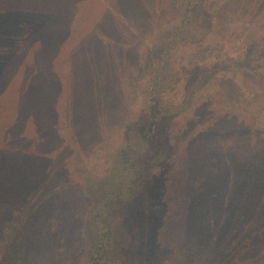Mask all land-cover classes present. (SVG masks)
Listing matches in <instances>:
<instances>
[{"label": "trees", "instance_id": "1", "mask_svg": "<svg viewBox=\"0 0 264 264\" xmlns=\"http://www.w3.org/2000/svg\"><path fill=\"white\" fill-rule=\"evenodd\" d=\"M98 1L0 0V240L8 238H3L7 233L5 219L9 216L14 218L17 212L16 207L11 209V206L17 205L24 189L32 185L29 184L33 182V177L47 170L43 163L49 160L44 151L49 149H46L48 144L44 141L51 139L49 129L55 132L53 128L57 126L56 119L60 116L57 111L59 98L64 95L61 104L62 107L67 106V112L76 108L80 114L87 110V103L98 92L110 113L118 106V93L112 88L115 86L111 81L112 71L103 72L105 68H97L94 63L78 72L73 71V49L83 51L85 62H96L98 54L107 61L116 57L114 47L106 45L99 37L101 18L106 15L104 5L99 6L97 15L100 16L94 30L86 35L81 32L80 24L88 18L85 13H80L82 3H90L93 11H97ZM201 2L188 0L182 9L178 7L179 13L184 11L186 15L193 14L198 19L202 14L207 16L202 13ZM193 24L204 29L202 19L198 24ZM179 26H186L183 19L176 22L174 31H162L163 38L154 41L156 55L148 58L149 63L136 78L135 87L143 105H139L136 117L122 127V143L114 152L113 169L98 177L89 173L81 185L90 202L87 238L91 245H88L87 252L86 249L83 252L85 259L91 255L93 264H129L137 258L135 251L138 247L134 245L128 226L130 218L135 217L132 216V207L154 193L156 187L177 186V182L168 179H164L163 184L159 183L158 175L167 167L174 170L175 177L179 176L185 181L187 174L185 177L184 173L191 174L186 184L185 181L180 183L183 192L187 189L185 195L188 196L189 206L183 215L189 218L185 229L189 231V237L180 243L181 248L187 246L188 253L193 256L197 253L201 258L200 264H264V142L253 141V136H250V142L245 143L248 133L242 134V131L249 126L243 124L233 128L208 129L202 136L204 146L219 148L218 152L208 148L205 154L211 159L216 157L214 166H219L215 173L201 172L203 177L198 187L195 177L198 169L204 168L206 163L194 152L197 144L193 140L186 148L178 149L171 143L168 134L172 121L179 115L178 107H189L201 87L213 77L226 76L229 72L226 66L232 65L234 70L242 72L263 71L264 62L260 63L258 59L264 57L258 53H264V49L250 52L249 47H243L235 51L232 60L227 61L230 65L225 62L216 64L224 69L216 68L213 71L210 67L215 65L210 66L187 87L182 106L173 105V109L167 110L156 97L157 90L175 84L167 46L175 42L172 39L178 37ZM73 35L80 38L74 45ZM96 45L98 48L93 53L91 49ZM156 57L155 62L151 63ZM64 58L71 64L67 65ZM99 63L103 64V59ZM94 88L97 89L96 93L91 96ZM67 120L68 123L73 121V116ZM26 124H32V136L39 142L32 151L20 149L13 154L11 145L16 140L29 137L24 130ZM131 130L139 136L142 134V137H136L143 142L142 147L133 148L132 143L126 140ZM59 135L56 132V136ZM213 138L215 140L212 142ZM228 142L232 143L231 146H226ZM231 152L236 154V158L231 156ZM136 164L140 168H135ZM13 186L18 188L15 194L12 193L16 189ZM19 189L23 190L22 193ZM180 199H176V202ZM113 202L115 206L104 216V207ZM182 202L183 199L179 204ZM100 214L107 220L110 216L117 218L111 232H101L106 236L104 243L97 242L99 233L93 228L96 224L92 218ZM141 215L146 220V213ZM29 216L30 213L18 212L16 219L28 226L31 224L26 225ZM192 218H196L195 221L192 222ZM31 225L35 228L38 226ZM48 228V223H45L40 231ZM16 229L10 228L6 235ZM144 231L142 228V233ZM6 244L2 249L4 256L6 249L19 255L24 248H14L9 244V239ZM143 252L139 253V258L142 254L148 255L150 249ZM11 257L0 264H6Z\"/></svg>", "mask_w": 264, "mask_h": 264}, {"label": "rangeland", "instance_id": "2", "mask_svg": "<svg viewBox=\"0 0 264 264\" xmlns=\"http://www.w3.org/2000/svg\"><path fill=\"white\" fill-rule=\"evenodd\" d=\"M201 1L202 13H206L208 17L202 14L199 19L193 14L186 15L184 11L179 13V8L182 9L188 0H99V5L96 4L97 11H93L94 7L90 3H82L80 13H85L88 18L80 24L81 32L86 35L88 31L94 30L100 16L97 15L99 6L104 5L106 15L101 18L99 37L106 45H112L117 52L116 57L108 61L98 54L96 62H85L83 51L73 49V71L78 72L93 63L97 68L104 67L103 72L112 71L111 81L115 85L112 88L117 90L118 106L110 113L104 105V99L99 97V92L92 96V93H96L95 88L90 93L92 100L87 103L88 108L82 114L76 108L67 112V106L62 107L61 104L64 95L59 98L57 111L60 116L56 119L57 126L53 128L55 132L49 129L51 139L44 141L48 144L46 149H49L43 150L49 160L48 163H43L47 170L44 173L41 171L40 174L38 172L37 177H33V182L29 184L32 185L24 189L23 193V190L19 189L22 198L16 200L17 205L11 206V209L16 207L17 212L14 218L9 216L4 221L7 233L10 228L18 229L11 231L9 235L5 233L3 238H8L0 240V263L11 256L6 264L94 263L91 255H87L88 258L85 259L83 252L85 249L87 252L88 245H91L87 238L90 219L87 212L90 202L81 185L89 173L98 177L113 169L114 152L122 143V127L125 124L127 126L129 121L136 117L139 105H143L135 87L136 78L149 63L148 58L156 55L154 41L163 38L162 31H174L176 22L182 19L186 24L184 27H178V37L172 39L175 42L167 46L170 49V62L173 63L175 84L157 90V101L167 110L173 109V105L182 106V97L187 87L210 66L215 65L210 67L213 71H216V68L224 69L216 64L225 62L230 65L227 61L232 60L236 55L235 51L243 47H249L250 52L264 49V0ZM192 3L191 5H194ZM182 15H185V18H182ZM200 19L204 21V29L193 24H198ZM79 39L76 36L73 45ZM96 48L97 45L91 49L93 53H96ZM258 55L264 57V53ZM100 59H103V64L99 63ZM155 59L157 57L151 63L155 62ZM258 60L260 63L264 62V58ZM63 61L67 65L71 64L66 58ZM226 67L228 74L213 77L201 87L189 107H178L179 115L172 121L171 130L168 131L171 143L178 149L186 148L193 140L197 144L194 152L206 163L196 174L198 187L201 186L200 180L203 177L201 172L215 173L219 166H214L216 157L211 159L205 154L208 148L214 149L215 152H218L219 148L204 146L202 136L208 129L233 128L243 124L245 127L249 126L242 131V134L248 133L245 135V143L250 142V136H253V141L264 142V70L242 72L234 70L232 65ZM69 116H73V121L68 123ZM31 125L26 124L24 128L29 137L16 140L11 145L13 154L20 149L32 151L34 145L39 142L32 136ZM56 132L60 135L56 136ZM130 132L126 140L132 143L133 148L142 147L143 142L136 138L142 137V134L139 136L135 131ZM214 140L215 138L211 139L212 142ZM231 144L228 142L226 146ZM231 154L236 158V154ZM135 168H140V165L136 164ZM173 171L167 167L160 172L158 180L163 184L164 179H168L177 182V186L171 184L167 188L164 185L162 188L156 187L154 193L145 196L140 203L132 207V216L135 217L130 218L128 226L134 245L138 248L134 250L137 258L129 264H200L201 258L197 253L193 256L188 253L187 246H180V243L187 241L189 237V231L185 230L189 218L183 216L189 206L188 196L185 195L187 189L183 192L180 188V183L185 180L179 176L175 177ZM184 174L185 177L186 174L187 177L191 175L190 172ZM17 191L18 188L12 190V193ZM178 198H181L179 202L183 199L181 204L176 202ZM115 204L109 203L104 207V216ZM18 212H25L27 215L30 213L26 225L38 224L37 228L31 224L25 226L19 223L16 219ZM142 213H146V220L141 217ZM92 219L96 224L93 228L99 233L97 242L104 243L106 236L101 235V232H111L117 218L110 216L107 220L100 214ZM195 219L192 218L191 221ZM45 223H48L49 228L40 231ZM142 228L145 229L143 233ZM8 239L14 248L24 247L19 251V255L15 254L16 251L11 253L8 249L6 256L3 255L2 249ZM147 249H150L148 255L142 254L139 258V253H144ZM190 257L193 258L189 259Z\"/></svg>", "mask_w": 264, "mask_h": 264}]
</instances>
